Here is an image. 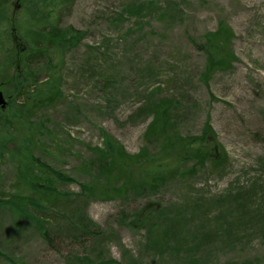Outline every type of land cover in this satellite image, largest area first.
I'll list each match as a JSON object with an SVG mask.
<instances>
[{"label": "rangeland", "instance_id": "rangeland-1", "mask_svg": "<svg viewBox=\"0 0 264 264\" xmlns=\"http://www.w3.org/2000/svg\"><path fill=\"white\" fill-rule=\"evenodd\" d=\"M19 4L9 2L12 53L0 67L8 103L24 55L13 27ZM60 23L79 32L63 56L61 93L23 131L37 137L31 154L66 177L38 179L78 208L48 214L1 205L0 264H264V0H69ZM220 23L232 31L236 59L205 78L206 38ZM164 104L171 105L170 133L190 138L212 129L223 164L206 162L189 174L190 162L157 188L138 184L122 198H84L79 184L95 177L85 166L103 134L131 154L157 151L163 140L144 133ZM30 193L15 163H2L0 196ZM145 206L161 209L166 221L139 224ZM170 219L175 234L164 239Z\"/></svg>", "mask_w": 264, "mask_h": 264}, {"label": "trees", "instance_id": "trees-1", "mask_svg": "<svg viewBox=\"0 0 264 264\" xmlns=\"http://www.w3.org/2000/svg\"><path fill=\"white\" fill-rule=\"evenodd\" d=\"M10 1L0 0V67L9 61L12 53V38H8L10 34L7 20ZM18 1H20V12L13 27L25 41L22 48L24 55L22 62H19L21 74L15 82V93L7 104L10 108L2 110L3 113L0 112V166L5 161L15 163L18 178L32 190V193L28 196L7 198L0 196V206L9 205L20 212L26 207H32L38 213L50 214L55 209L57 213L68 211L71 214L78 208L75 201L69 199L67 193L56 190L51 181L43 182L42 178L38 179L45 172L58 178L60 182L66 177L31 154L37 137L34 134L33 139L23 130L25 126L34 124L32 115L35 110L51 104L56 99L55 95L61 93L63 56L79 40V32L71 25L62 26L60 23L62 11L67 8L69 0ZM132 9L136 12L140 10L134 6ZM232 35L230 27L225 23H220L208 34L205 78L216 70H226L231 67L236 59L229 48ZM43 73L45 75L41 77ZM40 79L43 80L41 85H39L42 82ZM13 105L16 109L12 108ZM170 106L157 105L153 110L154 117L144 133L145 138L150 136L154 141L163 140L157 151L151 152L148 147H143L139 152L131 154L110 134H103L102 147L93 148V157L85 166L91 167L96 172L95 177L87 183L79 184L80 189L85 193L84 198L89 196H97L103 200L122 198L138 184L139 187L157 188L173 172L190 162L193 164L189 168L191 171L189 174H194V168L205 166L206 162L211 166L223 164L226 152L217 140L209 141L214 138L213 134L210 136L213 133L211 128L208 127L201 135L190 138L170 133L174 129L169 116ZM16 131H21V135L17 136ZM39 193H42V196H35ZM58 201H71L69 207L73 208L64 204L59 206ZM243 204L241 203L242 207ZM29 216L34 221L38 220L36 218L38 216ZM139 216L135 221L139 224H150L149 228L166 221V213L161 209L152 211L148 207V212L144 216ZM173 219L169 221V230L164 232V239L175 234L171 232V228L175 227ZM36 226H39L43 237L48 239L46 228L40 224Z\"/></svg>", "mask_w": 264, "mask_h": 264}, {"label": "water", "instance_id": "water-1", "mask_svg": "<svg viewBox=\"0 0 264 264\" xmlns=\"http://www.w3.org/2000/svg\"><path fill=\"white\" fill-rule=\"evenodd\" d=\"M6 105H7V101L4 98L2 91L0 90V108L3 109L6 107Z\"/></svg>", "mask_w": 264, "mask_h": 264}, {"label": "flooded vegetation", "instance_id": "flooded-vegetation-1", "mask_svg": "<svg viewBox=\"0 0 264 264\" xmlns=\"http://www.w3.org/2000/svg\"><path fill=\"white\" fill-rule=\"evenodd\" d=\"M4 109H5V108H3V109H2V108H0V110H4Z\"/></svg>", "mask_w": 264, "mask_h": 264}]
</instances>
